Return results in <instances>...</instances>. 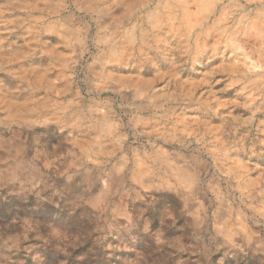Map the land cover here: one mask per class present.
<instances>
[{"label": "rangeland", "instance_id": "rangeland-1", "mask_svg": "<svg viewBox=\"0 0 264 264\" xmlns=\"http://www.w3.org/2000/svg\"><path fill=\"white\" fill-rule=\"evenodd\" d=\"M0 264H264V0H0Z\"/></svg>", "mask_w": 264, "mask_h": 264}]
</instances>
